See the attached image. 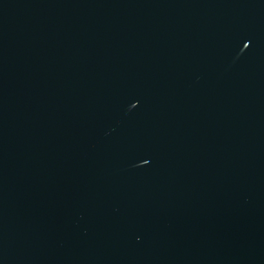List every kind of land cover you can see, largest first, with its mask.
Returning <instances> with one entry per match:
<instances>
[{
  "label": "water",
  "instance_id": "95a60500",
  "mask_svg": "<svg viewBox=\"0 0 264 264\" xmlns=\"http://www.w3.org/2000/svg\"><path fill=\"white\" fill-rule=\"evenodd\" d=\"M0 264H264V0H0Z\"/></svg>",
  "mask_w": 264,
  "mask_h": 264
}]
</instances>
